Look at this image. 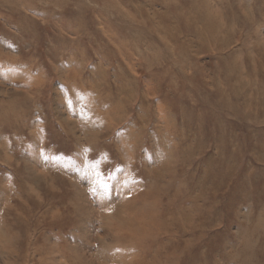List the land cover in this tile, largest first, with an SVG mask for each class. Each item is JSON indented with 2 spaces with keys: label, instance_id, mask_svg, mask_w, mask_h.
Returning a JSON list of instances; mask_svg holds the SVG:
<instances>
[{
  "label": "rangeland",
  "instance_id": "1",
  "mask_svg": "<svg viewBox=\"0 0 264 264\" xmlns=\"http://www.w3.org/2000/svg\"><path fill=\"white\" fill-rule=\"evenodd\" d=\"M238 261L264 264V0H0V264Z\"/></svg>",
  "mask_w": 264,
  "mask_h": 264
},
{
  "label": "bare ground",
  "instance_id": "2",
  "mask_svg": "<svg viewBox=\"0 0 264 264\" xmlns=\"http://www.w3.org/2000/svg\"><path fill=\"white\" fill-rule=\"evenodd\" d=\"M245 19H248V17L247 16H245ZM203 20V19H202ZM201 20V21H202ZM159 24V23H158ZM195 24H196V22H195ZM195 24H192L191 26L193 27V28H195L196 27V25ZM160 26V25H159ZM209 28H211L212 29V27L211 26H209ZM159 29V28H158ZM163 29V28H162ZM195 30H196V35H197V37L199 36V32H200V29L199 28H195ZM205 30H208V29H205ZM203 31V30H202ZM202 31H201V33H200V36L199 37H203V33H202ZM166 32V31H165ZM168 35H169V33H168ZM202 35V36H201ZM212 36V35H211ZM171 38H173L174 36H170ZM203 38H205V37H203ZM214 39V38H213ZM212 38H211V40H213ZM226 39L227 38H224V40L222 39V41H220V43L218 44V46H222L223 44H226ZM203 40H205V39H203ZM208 40V39H207ZM202 42V41H201ZM203 43V42H202ZM248 58H249V60L251 61L250 62V66H248V68H244V67H241V71L239 72V74L238 75H236V68H238L237 67V65H235V63H236V61L234 60H232V62H230V63H227V66H225L226 68H228V73H224V71H221L222 72V75H223V77H224V81H227V82H232L231 80H232V77L233 78H236V80H235V82H234V84H229V87L230 86H232V88H231V90L227 93V90L226 89H224V90H220V88L218 89V88H216L217 89V92H219L220 94H221V97H219V103H221V104H219L218 102V104H216L217 105V107H220V108H218V109H221V110H225L226 108L228 109V107L229 106H235L237 103L235 102V100L236 99H233L232 98V96H231V93H233V95H234V93H236L239 97H244V96H246L247 94V92H243L242 90H243V88L244 87H246V86H248V85H246V84H248L249 82H244L243 80H242V77H240V75L241 74H246V75H251L252 77H256V74H257V70H256V68H254L253 67V65H252V63H253V60H254V58H253V56L252 55H249L248 54ZM245 65V64H244ZM247 65V64H246ZM230 74V75H229ZM238 77V78H237ZM251 83H252V81H251ZM216 86H219V84H216V83H214ZM250 84V83H249ZM261 88L262 87H256V92L258 93L260 90H261ZM250 91V90H249ZM231 92V93H230ZM254 94H256V93H254ZM253 94V95H254ZM253 95H249L251 98H253L254 96ZM246 100H248V97H247V99ZM213 103L211 102L210 103V105L211 106H213L212 105ZM251 104V103H250ZM221 105V106H220ZM205 106H207V105H205ZM204 108V107H203ZM210 108V107H209ZM213 108H215V106H213ZM241 109V108H240ZM235 118H237L236 116H235ZM238 119V118H237ZM220 138V135H218L217 134V136H216V139H219ZM201 149L199 150V153L200 152H202L203 151V148H204V146L203 145H200L199 146ZM198 150V149H197ZM218 158H223V156H221L220 154H218ZM208 159V158H207ZM211 159V162L212 161H214V160H216L217 158H215V159H213V157H211L210 158ZM220 160V159H219ZM209 161V159L207 160V162ZM220 164V163H219ZM220 169H221V166L220 165H217V167L216 168H211V171H209V173H214L215 175H216V177L217 178H219L220 176H221V172H220ZM219 171V172H218ZM211 173V174H212ZM223 181V180H222ZM217 184V185H216ZM216 184H213V186H212V190L213 191H218L221 187H222V185H220V183H216ZM210 201V200H209ZM201 219L203 218V217H200ZM179 229L181 230V228L179 227ZM183 229V228H182ZM171 245V244H170ZM176 246V245H175ZM173 250H176V248L175 249H173ZM169 251V250H168ZM239 263L238 264H242L240 261H238Z\"/></svg>",
  "mask_w": 264,
  "mask_h": 264
}]
</instances>
